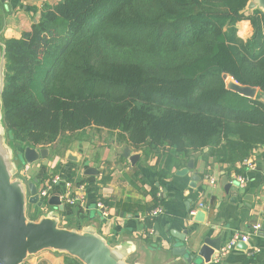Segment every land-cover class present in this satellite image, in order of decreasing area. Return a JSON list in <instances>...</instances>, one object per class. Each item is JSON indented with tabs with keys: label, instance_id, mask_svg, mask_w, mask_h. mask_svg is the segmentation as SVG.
Listing matches in <instances>:
<instances>
[{
	"label": "trees",
	"instance_id": "obj_1",
	"mask_svg": "<svg viewBox=\"0 0 264 264\" xmlns=\"http://www.w3.org/2000/svg\"><path fill=\"white\" fill-rule=\"evenodd\" d=\"M249 1L44 5L28 31L4 43L9 144L53 149L93 125L126 133L144 152L167 145L183 156L208 148L230 164L248 157L264 144V12L244 14ZM241 19L252 27L246 40ZM224 74L257 96L228 90ZM64 264L82 263L67 256Z\"/></svg>",
	"mask_w": 264,
	"mask_h": 264
},
{
	"label": "crops",
	"instance_id": "obj_2",
	"mask_svg": "<svg viewBox=\"0 0 264 264\" xmlns=\"http://www.w3.org/2000/svg\"><path fill=\"white\" fill-rule=\"evenodd\" d=\"M59 1L5 0L0 5V53L5 40L18 39L31 28L44 5ZM249 2L244 14L253 9L264 12V0ZM235 27L243 40L252 34L247 19L237 21ZM45 148L47 157L31 163L23 160V150L14 151L18 176L37 188L56 179L48 198L61 197L60 227L81 230L93 226L111 246L125 244L130 264H184L182 257L174 254L175 246L196 251L205 239L222 246L234 233H248L247 243H237L221 256L215 250L203 264H264V144L248 156L254 164L251 169L243 164L245 158L232 164L219 162L207 155L208 148L188 156L175 154L167 145L144 152V147H134L128 141L126 133L93 125L76 131L66 146L56 143L53 149ZM188 164L187 173H177ZM242 175L246 181L239 185L237 178ZM80 192L83 201L66 202L68 195ZM99 200L107 217L96 208ZM199 202L205 206L200 208ZM157 206L162 213L150 217L148 213ZM28 207L29 213L38 209L34 204ZM39 208L41 212L53 207L44 204ZM254 224H260L256 231ZM67 256L42 250L23 264H64Z\"/></svg>",
	"mask_w": 264,
	"mask_h": 264
},
{
	"label": "water",
	"instance_id": "obj_3",
	"mask_svg": "<svg viewBox=\"0 0 264 264\" xmlns=\"http://www.w3.org/2000/svg\"><path fill=\"white\" fill-rule=\"evenodd\" d=\"M4 1L0 0V5ZM4 54L5 45L0 53V264H23L29 255L42 250L68 254L82 264H130L127 262L130 250L125 244L111 246L93 226H86L81 230L60 227L58 210L62 209V203L59 196H51L44 201L38 196L33 182L27 183L18 176L17 156L7 141L3 123L1 94L4 87ZM226 77L224 74L223 78ZM226 87L248 98H255L258 93L257 87L235 81ZM47 154L45 147L36 149L25 146L22 156L25 162L31 163L39 158H46ZM135 157L130 156V160L133 161ZM190 166L188 164L187 168L177 173H187ZM28 204L37 207L46 204L53 208L33 220L26 213ZM219 247L218 242L205 239L196 251H191L186 246H175L173 252L182 257L184 264H203L211 260L214 251Z\"/></svg>",
	"mask_w": 264,
	"mask_h": 264
},
{
	"label": "built area",
	"instance_id": "obj_4",
	"mask_svg": "<svg viewBox=\"0 0 264 264\" xmlns=\"http://www.w3.org/2000/svg\"><path fill=\"white\" fill-rule=\"evenodd\" d=\"M243 164L248 169L254 168V164H253L252 160H250L248 157L243 160ZM55 181H56V179H54L52 182H55ZM210 181L213 182L212 178H210ZM245 181H246V178L243 175L239 176L237 178V183L239 185H243L245 183ZM52 182H50V181L46 182L42 186L37 188L38 196L40 198H43L44 201L47 200V198L49 196V190L52 187ZM66 186L71 187L68 182L66 183ZM80 190H82V187H80ZM84 198H85L84 194L82 192H80V193H76L73 195H71V194L68 195L65 200L69 204H75V203L83 201ZM59 199L61 200V197H59ZM95 205H96V208L100 210L103 217L108 216V212L105 209V206H104L102 201H100V200L97 201ZM198 206L200 208H203L205 206V204H203V202H199ZM161 213H162V208L160 206H157V207L153 208L152 210H150L148 215L150 217H156ZM190 214L194 215L195 211H191ZM259 228H260V224H254L253 225V229L255 231L258 230ZM248 240H249L248 233L236 232L231 236V238L228 239V241L224 245L219 247V249L217 250L218 255H220V256L225 255L228 251L233 249L237 243H239V242L247 243Z\"/></svg>",
	"mask_w": 264,
	"mask_h": 264
},
{
	"label": "rangeland",
	"instance_id": "obj_5",
	"mask_svg": "<svg viewBox=\"0 0 264 264\" xmlns=\"http://www.w3.org/2000/svg\"><path fill=\"white\" fill-rule=\"evenodd\" d=\"M4 63H5V59H4ZM225 83H226V85H229L230 83H232L231 81H230V79L229 78H225ZM17 174H18V172H17ZM30 205L31 204H29L28 206L30 207ZM29 207H28V210H29ZM35 212V211H34ZM47 211H41V212H35L34 214L35 215H37V218L41 215V214H45ZM27 213V216H28V218H30L31 217V215H32V213H29V211L28 212H26ZM36 218V219H37ZM30 219H32V218H30ZM36 219H33V220H36ZM51 252H53V251H51ZM56 253V252H55ZM34 255V254H33ZM30 256H32V255H29L28 257H30Z\"/></svg>",
	"mask_w": 264,
	"mask_h": 264
}]
</instances>
